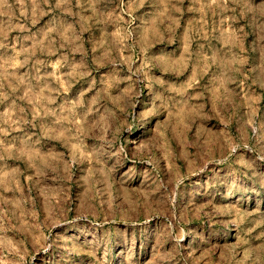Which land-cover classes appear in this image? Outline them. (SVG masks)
Returning a JSON list of instances; mask_svg holds the SVG:
<instances>
[{"label": "rangeland", "instance_id": "374dc122", "mask_svg": "<svg viewBox=\"0 0 264 264\" xmlns=\"http://www.w3.org/2000/svg\"><path fill=\"white\" fill-rule=\"evenodd\" d=\"M0 264H264V0H0Z\"/></svg>", "mask_w": 264, "mask_h": 264}]
</instances>
